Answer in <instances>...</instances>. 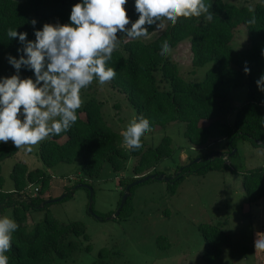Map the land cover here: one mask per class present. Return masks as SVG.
I'll list each match as a JSON object with an SVG mask.
<instances>
[{
    "label": "trees",
    "instance_id": "1",
    "mask_svg": "<svg viewBox=\"0 0 264 264\" xmlns=\"http://www.w3.org/2000/svg\"><path fill=\"white\" fill-rule=\"evenodd\" d=\"M80 0H0V50L6 49L8 55L19 58L17 49L21 47L18 40H10L6 35L8 28L18 32H27L28 39L34 40L32 19L37 20L36 29L43 24L69 23L73 4ZM213 5L210 9L216 15L212 22L204 17L180 18L175 26L165 21L161 31L149 28L148 38L130 40L118 34V48L112 54L109 67L115 68L117 76L109 84L122 94L133 108L135 118L143 115L149 119L152 131L156 127L163 129L168 123L183 122V136L192 149L202 147L210 141H223L224 151L211 150L205 154H196L187 165H180L174 174L180 172L167 182V190L174 193L177 184L184 174L205 175L209 171L236 172L226 163L235 155V143L239 139L247 140L254 148H264V93L258 91L256 81L264 73V0L254 5H238L227 0H205ZM133 0H129L127 6ZM254 9L257 18L255 25L246 21ZM129 17L135 21L138 17L133 7H127ZM130 27V26H129ZM242 31L246 44L241 48L234 47L235 34ZM167 39L172 50L181 42L187 41L191 53V66L194 73L203 71L202 80L184 77L171 59V53L164 57L159 55L161 43ZM245 64L250 73L245 75ZM192 73V74H194ZM24 77L33 73L21 70ZM246 84L245 102L235 109L234 120L228 121L227 115L233 109L230 95L239 86ZM101 102L95 99L86 100L77 110L78 120L67 133H61L45 141L38 147L37 156L42 167L28 168L23 162L13 164L10 171L12 191L2 189L3 179L0 175V214L11 209V218L20 225L13 234L11 249L5 253L8 264H52L55 259L64 260L78 249L80 239L87 241L84 226L79 221L61 223L51 217L48 205L45 204L44 217L40 221L28 224L31 211L49 197L51 175L48 171L59 163L79 161L80 176L76 182L64 189L66 195L60 201L71 197L70 189L76 184L96 178L104 164H108L115 173L122 172L130 158H136L132 167V178L120 180L123 193L126 185L144 175L162 174L155 171L159 162L171 156V139L163 136L155 146L147 145L141 138L142 148L131 151L122 146L121 135L111 129L101 113ZM17 152L12 144L0 143L1 162ZM222 157L210 159L214 153ZM198 159V161H194ZM241 175L243 193L250 203L264 200V164L238 171ZM170 177L171 175H165ZM148 179L146 181H150ZM144 181V182H146ZM140 184V183H139ZM36 188L31 195V204L13 199V193H26L28 188ZM135 186V185H134ZM132 186L123 204H129ZM119 204V203H118ZM131 209L127 210V215ZM108 213L106 216H108ZM103 219V216H98ZM2 218V217H0ZM203 239L202 260L213 263L221 254L223 245L229 243V236L218 225L199 227ZM85 250H90L86 244ZM108 251L101 249L91 264H109Z\"/></svg>",
    "mask_w": 264,
    "mask_h": 264
},
{
    "label": "rangeland",
    "instance_id": "2",
    "mask_svg": "<svg viewBox=\"0 0 264 264\" xmlns=\"http://www.w3.org/2000/svg\"><path fill=\"white\" fill-rule=\"evenodd\" d=\"M227 1L252 6L258 0ZM233 42L236 48L246 44L242 31L235 34ZM7 55L6 49L0 50V76L14 74V69L5 59ZM171 59L184 77H194L196 81L204 77L203 71L193 72L187 41L179 43L172 50ZM246 94V84L232 92L229 98L233 109L227 115L228 121L234 120L235 109L245 102ZM81 98L83 103L89 99L100 101L103 119L120 135L134 119L133 108L122 94L110 88L109 83L99 86L94 80L89 88L81 90ZM183 130L184 123L176 121L168 123L163 129L156 127L152 133L141 137L147 145L152 146L157 145L163 136L171 139V156L162 159L155 171L174 175L178 166L187 165L196 154L225 150L223 141H210L192 149L183 136ZM8 144H12L11 141ZM39 145L27 154L22 149L17 150L1 162L0 175L4 191L13 187L9 174L14 163L23 162L29 168L42 167L37 156ZM234 150L235 155L226 163L236 172L227 170L209 171L205 175L184 174L174 193L168 192L164 180L142 182L133 187L129 204L113 219L107 217L116 210L120 201V180L129 181L132 178L136 158H130L125 169L119 173L104 164L96 178L86 180L92 190V213L87 210L88 190L81 187L75 189L71 197L48 205L49 215L58 222H81L88 238L87 241L80 239L78 249L69 258L55 259L52 264H91L101 249L108 251L106 260L109 264H264V252L255 253L254 249L255 239L264 238V200L256 203L247 201L238 173L262 166L264 148H254L247 140L239 139ZM48 171L55 187H59L61 182L71 186L80 176L79 161L59 163ZM27 192L31 195L36 193L33 186ZM129 208L131 211L127 215ZM3 212L2 217L11 218L10 208ZM99 215L104 218L99 219ZM43 217L44 210L38 208L31 211L27 218L28 224L40 221ZM204 225H218L229 236V243L222 246L220 256L213 263L202 260L203 239L199 227ZM86 244L90 245V250H85Z\"/></svg>",
    "mask_w": 264,
    "mask_h": 264
},
{
    "label": "clouds",
    "instance_id": "3",
    "mask_svg": "<svg viewBox=\"0 0 264 264\" xmlns=\"http://www.w3.org/2000/svg\"><path fill=\"white\" fill-rule=\"evenodd\" d=\"M129 0H80L73 4L69 23H45L36 29L32 19L34 40L27 32L8 28L10 40H18L19 58L5 57L14 69L11 76H0V143L31 153L42 141L67 133L78 120L82 106L81 90L95 80L99 86L117 76L109 67L113 52L119 46L118 34L130 40L148 38L149 28L161 31L165 21L175 26L180 18L204 17L212 22L216 13L205 0H133L135 21L128 14ZM246 21L255 25L254 9ZM130 26V27H129ZM172 48L167 39L161 43L159 55L168 56ZM264 58V49L261 50ZM31 71L32 77H21V70ZM245 64V75L250 73ZM264 93V73L256 81ZM264 105V101H262ZM264 127V119L261 120ZM149 119L143 115L131 120L121 132L122 144L131 151L142 148L141 137L151 132ZM28 196V192H26ZM20 225L13 218H0V264H8L7 253L13 244V234ZM256 252H264V238L255 239Z\"/></svg>",
    "mask_w": 264,
    "mask_h": 264
},
{
    "label": "water",
    "instance_id": "4",
    "mask_svg": "<svg viewBox=\"0 0 264 264\" xmlns=\"http://www.w3.org/2000/svg\"><path fill=\"white\" fill-rule=\"evenodd\" d=\"M223 154L221 153H214V154H211L209 156L210 159H213V158H219V157H222ZM194 161H198V159H195ZM180 172V170H178L174 175H171L170 177H166L164 174H149V175H144L140 178H137L135 181H132L131 183H129L128 185H126V187L124 188L123 190V193L121 195V198H120V201H119V204L116 208V210L111 214L109 215L107 218H115L118 216L123 204L125 203V200L128 196H130V192H129V189L134 186V185H137L139 183H142L148 179H151V180H164L166 182H168L170 179L174 178L178 173ZM85 188L88 190V203H87V210L89 213H92V209H91V204H92V190H91V187L88 186V185H85V184H76L74 185L73 187H71L70 189V194L73 193V191L77 188ZM66 195V192H63L60 196L56 197V198H53L51 200H45L43 202H41L37 208H42L45 204H50L52 202H57V201H60L62 198H64ZM13 199L15 200H18V201H22L28 205H32L31 204V198L30 196H28L26 193H16L14 192L13 193Z\"/></svg>",
    "mask_w": 264,
    "mask_h": 264
},
{
    "label": "crops",
    "instance_id": "5",
    "mask_svg": "<svg viewBox=\"0 0 264 264\" xmlns=\"http://www.w3.org/2000/svg\"><path fill=\"white\" fill-rule=\"evenodd\" d=\"M27 167H28V166H27ZM28 168H29V167H28ZM29 169H30V168H29ZM65 186H67V185L64 184L63 182H61V183L59 184V187H55L54 184H52L51 181H50V184H49V190H48L49 197H51L52 199L58 197V196L60 195L61 192H62V193L64 192L63 190H64V187H65ZM6 190H7V191H12V187L7 188ZM30 196H31V194H30ZM3 213H4V212H2V213L0 214V217L3 216Z\"/></svg>",
    "mask_w": 264,
    "mask_h": 264
},
{
    "label": "built area",
    "instance_id": "6",
    "mask_svg": "<svg viewBox=\"0 0 264 264\" xmlns=\"http://www.w3.org/2000/svg\"><path fill=\"white\" fill-rule=\"evenodd\" d=\"M36 190H37V189H36V188H34V191H35V192H36Z\"/></svg>",
    "mask_w": 264,
    "mask_h": 264
}]
</instances>
